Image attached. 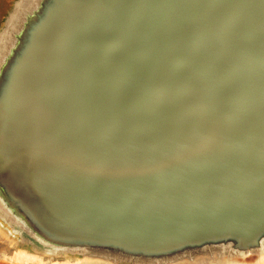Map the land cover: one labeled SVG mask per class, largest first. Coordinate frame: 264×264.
I'll list each match as a JSON object with an SVG mask.
<instances>
[{
    "label": "water",
    "instance_id": "1",
    "mask_svg": "<svg viewBox=\"0 0 264 264\" xmlns=\"http://www.w3.org/2000/svg\"><path fill=\"white\" fill-rule=\"evenodd\" d=\"M72 2L39 95L32 74L23 85L15 177L127 244L252 231L264 221V0Z\"/></svg>",
    "mask_w": 264,
    "mask_h": 264
},
{
    "label": "rangeland",
    "instance_id": "2",
    "mask_svg": "<svg viewBox=\"0 0 264 264\" xmlns=\"http://www.w3.org/2000/svg\"><path fill=\"white\" fill-rule=\"evenodd\" d=\"M73 6L81 5L72 0H0V264H264V221L250 232L229 225L177 244H127L121 237L89 234L71 216L58 212L53 195L42 197L29 187V179L15 177L12 156L19 149L15 142L23 141L20 130L27 115L21 100L24 82L32 74L28 94L39 95L37 88L47 81L48 66L57 59L58 34L66 20L61 22V17ZM63 30L69 31L68 23ZM37 69L43 73L38 75ZM43 89H50L49 82ZM111 243L118 248L109 252ZM139 246L141 254L136 253ZM222 246V253L210 256ZM105 249L112 255L94 253Z\"/></svg>",
    "mask_w": 264,
    "mask_h": 264
},
{
    "label": "bare ground",
    "instance_id": "3",
    "mask_svg": "<svg viewBox=\"0 0 264 264\" xmlns=\"http://www.w3.org/2000/svg\"><path fill=\"white\" fill-rule=\"evenodd\" d=\"M51 16L49 15L48 17H47V19H46V21L45 22H47V21H49L48 19L50 18ZM44 22V23H45ZM44 24H42V25H40V26H43ZM36 36V35H35ZM35 36L33 35L32 36V40H33V38H35ZM19 65V64H18ZM8 141L6 140V141H4V140H1V143L2 144H6ZM15 153L17 154V150L15 151ZM18 154H20V152L18 153ZM22 163H23V160H22V158L21 159H19L18 160V162L16 161V163H14L13 164V166H12V168H13V170L14 171H16V168H19V167H21L22 169H23V166H22ZM22 171V170H21ZM25 171V170H24ZM24 171H22L21 172V175H20V177H18V179H21V181H24V180H26V175H25V173H24ZM33 182L31 181V184L29 183V187H31L32 188V190H34V186H33V184H32ZM62 222H60V221H58L57 222V224H61ZM64 224H66V223H64ZM64 224H61L62 226L64 225ZM55 226H57V225H55ZM91 228V227H90ZM52 230V229H51ZM83 237V236H82ZM84 239V238H83ZM86 239V238H85ZM84 239V240H85ZM112 243L111 244H108V246H107V248H108V250H110L109 252H112V251H115L118 247L117 246H114V245H112ZM181 248V247H180ZM180 248H176V249H174V251L175 250H179ZM106 250V249H105ZM94 251V253L95 254H97V256H100V257H108L109 255H112V253H109L108 252V250H106V251ZM136 253H138V254H141L140 252H141V250H143V249H141V247L139 246V247H136ZM217 250L219 251V252H217V253H215L216 252V248H213L212 249V251L210 252L211 254H210V256H215V255H218V253H222L223 252V250H224V247L222 246V247H218L217 248ZM147 251V250H146ZM149 252H151V251H149ZM93 254V253H92ZM158 255L159 253H155L154 255ZM214 260V259H213ZM214 263V262H213Z\"/></svg>",
    "mask_w": 264,
    "mask_h": 264
}]
</instances>
